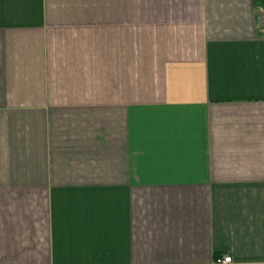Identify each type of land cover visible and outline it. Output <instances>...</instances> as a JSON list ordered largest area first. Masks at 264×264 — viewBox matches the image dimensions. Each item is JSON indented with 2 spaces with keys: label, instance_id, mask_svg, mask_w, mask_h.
<instances>
[{
  "label": "crops",
  "instance_id": "0c3cea01",
  "mask_svg": "<svg viewBox=\"0 0 264 264\" xmlns=\"http://www.w3.org/2000/svg\"><path fill=\"white\" fill-rule=\"evenodd\" d=\"M264 264V0H0V264Z\"/></svg>",
  "mask_w": 264,
  "mask_h": 264
},
{
  "label": "built area",
  "instance_id": "2783aa9c",
  "mask_svg": "<svg viewBox=\"0 0 264 264\" xmlns=\"http://www.w3.org/2000/svg\"><path fill=\"white\" fill-rule=\"evenodd\" d=\"M232 258L231 257H225L223 259L217 260V264H231Z\"/></svg>",
  "mask_w": 264,
  "mask_h": 264
}]
</instances>
